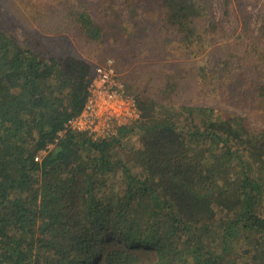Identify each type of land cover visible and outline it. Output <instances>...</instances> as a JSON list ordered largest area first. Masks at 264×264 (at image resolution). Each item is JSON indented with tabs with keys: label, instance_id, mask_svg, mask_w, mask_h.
<instances>
[{
	"label": "trees",
	"instance_id": "trees-1",
	"mask_svg": "<svg viewBox=\"0 0 264 264\" xmlns=\"http://www.w3.org/2000/svg\"><path fill=\"white\" fill-rule=\"evenodd\" d=\"M222 4L227 16L231 0ZM161 8L160 32L179 48L198 55L209 44L217 26L203 28L199 0ZM67 21L82 40L102 39L89 15ZM20 40L0 28V264H264V129L215 104L138 90L128 92L139 118L116 137L64 131L93 65ZM222 47L220 66L196 68L193 80L242 67ZM255 94L264 101V81Z\"/></svg>",
	"mask_w": 264,
	"mask_h": 264
},
{
	"label": "rangeland",
	"instance_id": "rangeland-1",
	"mask_svg": "<svg viewBox=\"0 0 264 264\" xmlns=\"http://www.w3.org/2000/svg\"><path fill=\"white\" fill-rule=\"evenodd\" d=\"M199 2L205 11L203 28L210 21L217 27L208 29L209 44L199 46L198 55L161 34V0H0V28L21 40L33 39L60 58L76 55L93 66L112 58L131 93L146 91L163 103L215 104L224 114L244 117L251 127L264 129V101L255 94L264 81V0H231L227 16L222 0ZM70 12L81 18L89 15L101 28L102 39L82 40L67 21ZM244 20L247 33L242 32ZM224 44H230L237 66L243 59L242 67L229 77L206 78L205 84L193 80L196 68L210 74L209 67L220 66L227 53ZM216 46L221 47L208 53ZM169 82L181 84L163 93Z\"/></svg>",
	"mask_w": 264,
	"mask_h": 264
},
{
	"label": "built area",
	"instance_id": "built-area-1",
	"mask_svg": "<svg viewBox=\"0 0 264 264\" xmlns=\"http://www.w3.org/2000/svg\"><path fill=\"white\" fill-rule=\"evenodd\" d=\"M138 118L135 98L120 79L115 61L105 58L93 66L83 108L66 121L64 131L85 133L93 140H108Z\"/></svg>",
	"mask_w": 264,
	"mask_h": 264
}]
</instances>
